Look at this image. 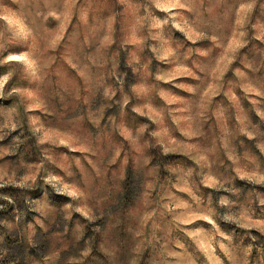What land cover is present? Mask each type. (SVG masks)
<instances>
[{"label": "rangeland", "instance_id": "rangeland-1", "mask_svg": "<svg viewBox=\"0 0 264 264\" xmlns=\"http://www.w3.org/2000/svg\"><path fill=\"white\" fill-rule=\"evenodd\" d=\"M0 264H264V0H0Z\"/></svg>", "mask_w": 264, "mask_h": 264}]
</instances>
